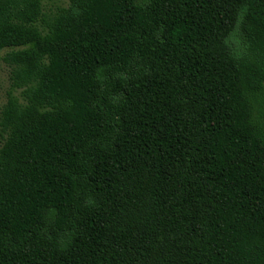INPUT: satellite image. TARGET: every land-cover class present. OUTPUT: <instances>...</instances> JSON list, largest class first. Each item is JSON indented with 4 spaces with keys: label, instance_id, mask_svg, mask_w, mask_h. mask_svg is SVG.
<instances>
[{
    "label": "trees",
    "instance_id": "16d2710c",
    "mask_svg": "<svg viewBox=\"0 0 264 264\" xmlns=\"http://www.w3.org/2000/svg\"><path fill=\"white\" fill-rule=\"evenodd\" d=\"M0 264H264V0H0Z\"/></svg>",
    "mask_w": 264,
    "mask_h": 264
},
{
    "label": "rangeland",
    "instance_id": "374dc122",
    "mask_svg": "<svg viewBox=\"0 0 264 264\" xmlns=\"http://www.w3.org/2000/svg\"><path fill=\"white\" fill-rule=\"evenodd\" d=\"M68 0H43V6L45 11L55 10L58 6H67ZM5 51L0 52V58L3 56ZM9 88L8 81V67L0 59V109L5 102L6 92Z\"/></svg>",
    "mask_w": 264,
    "mask_h": 264
}]
</instances>
